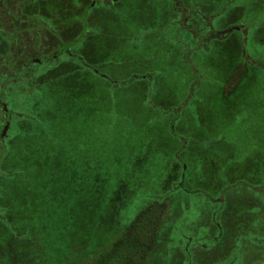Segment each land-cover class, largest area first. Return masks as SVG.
Instances as JSON below:
<instances>
[{
    "label": "rangeland",
    "instance_id": "rangeland-1",
    "mask_svg": "<svg viewBox=\"0 0 264 264\" xmlns=\"http://www.w3.org/2000/svg\"><path fill=\"white\" fill-rule=\"evenodd\" d=\"M130 1L133 22L108 15L87 40L106 77L60 66L23 106L37 121L1 158L0 212L24 225L0 230V264H96L154 207L160 231L130 264H264V1L228 5L216 24L248 34L210 40L166 25L169 1ZM248 232L263 240L238 247Z\"/></svg>",
    "mask_w": 264,
    "mask_h": 264
},
{
    "label": "flooded vegetation",
    "instance_id": "flooded-vegetation-1",
    "mask_svg": "<svg viewBox=\"0 0 264 264\" xmlns=\"http://www.w3.org/2000/svg\"><path fill=\"white\" fill-rule=\"evenodd\" d=\"M161 1H169L170 5L168 10L165 8L170 17L166 25L189 31L197 40L221 39L228 37L233 30L248 34V29L241 27L246 24L241 21H230L225 26L216 24L235 0H223L219 10L209 8L215 0ZM136 8V2L130 0H63L59 4L54 0H0V151H8L17 136L16 130L23 127L24 119L37 121V117L28 114L23 106L25 103L28 105L27 100L49 83L51 72L68 64L69 69L77 68L72 71L91 70L100 77H106L86 57L87 40L104 34L102 24L108 21V15L111 19L120 20L123 17L121 13L127 9L125 16L128 22H133L131 13ZM68 12L72 16L70 20H75L74 26L61 27V16ZM121 21L126 20L122 18ZM215 201L220 207L223 198ZM183 237L186 259L192 260L190 250L200 243L190 235ZM137 257L133 258L137 261L133 264H139L143 259ZM126 259L125 264H130L132 258ZM226 264H238L236 254Z\"/></svg>",
    "mask_w": 264,
    "mask_h": 264
},
{
    "label": "trees",
    "instance_id": "trees-1",
    "mask_svg": "<svg viewBox=\"0 0 264 264\" xmlns=\"http://www.w3.org/2000/svg\"><path fill=\"white\" fill-rule=\"evenodd\" d=\"M58 77H54L55 79H58ZM37 125V124H36ZM174 125L171 124V129L173 130ZM22 130V126L19 127L18 130H16L17 132V136H15L13 138V141L11 143V145L14 144V140H19V135L21 134ZM10 145V146H11ZM10 146L8 148V151H10ZM5 154V150H1L0 151V163H1V158L3 157V155ZM177 158L179 160V156L177 155ZM180 161V160H179ZM1 174V173H0ZM12 176L13 174H9V176ZM184 179L185 178H181ZM182 181L177 188H183V190H188V188L185 186V181ZM2 188V187H1ZM1 192V190H0ZM215 203H218L217 201L213 200ZM223 202H221L220 205H222ZM161 210V209H159ZM159 210H156V207L154 208H149L145 211L142 212V214L140 213L139 217H144L146 219L149 218V221L147 220L146 222V226H140V225H134L132 228L133 230L131 231H127L126 234L124 235V237L121 239V241L116 242L113 244V246L111 247L112 249L109 251V253L104 256L102 259L98 260L96 264H125L127 261V254L128 253H141L144 254L145 253V248L149 249L151 246V243L154 242L155 240V236L157 235V233L160 231V225L159 222L161 220L160 219V214H159ZM13 212V211H12ZM158 212V213H157ZM146 215V216H145ZM11 217L13 218V226L6 228V223H5V219H4V215L0 212V220L1 223L3 224V228L0 227V230H6L9 231L8 233V238L10 236V231L12 230V233L16 232L15 231V227H18L19 224L21 226L24 225V223H22V221H20L21 219L19 218L18 213L13 212V214L11 215ZM7 221V220H6ZM8 222V221H7ZM145 225V224H144ZM14 227V228H13ZM22 234V233H20ZM250 233L248 232L247 234H241L239 241L237 242L238 247L239 245H241V247H243L247 243H252L254 246H256L255 244H260V240L263 239H258L257 243L253 242V241H249V235ZM26 237V236H24ZM28 237V236H27ZM146 249V250H147ZM143 250V251H142ZM29 251V250H28ZM120 251L126 252V254H124L123 256L120 257ZM133 256V254L130 256V258ZM253 256V255H252ZM263 262V261H262ZM264 263V262H263Z\"/></svg>",
    "mask_w": 264,
    "mask_h": 264
}]
</instances>
